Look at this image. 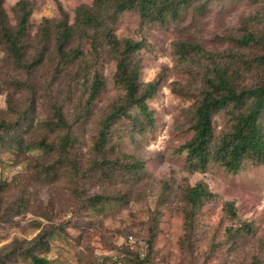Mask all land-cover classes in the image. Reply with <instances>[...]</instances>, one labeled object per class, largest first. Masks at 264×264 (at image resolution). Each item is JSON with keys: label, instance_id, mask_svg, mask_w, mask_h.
Listing matches in <instances>:
<instances>
[{"label": "rangeland", "instance_id": "obj_1", "mask_svg": "<svg viewBox=\"0 0 264 264\" xmlns=\"http://www.w3.org/2000/svg\"><path fill=\"white\" fill-rule=\"evenodd\" d=\"M18 1L4 0L3 8L11 25L16 23L12 7ZM33 1L35 6L28 25L31 36L42 19H57L59 8L73 23L76 8L95 2ZM246 29L264 42V0L257 3L193 0L177 20L165 26L143 21L135 11L118 14L113 25L114 36L119 40L144 39L146 43V48L136 54L141 60L140 82L153 81L157 76L163 79L156 94L147 101L148 109L153 112L152 125H144L138 110L131 107L114 127L105 158L95 150L98 124L105 119L111 105L118 106L123 100V91L114 82L112 58L102 55L96 61L104 86L88 107L89 114L75 124L81 113L74 114L71 102L80 92L71 94L67 101L61 87H67L62 82L88 86L90 78L83 77L82 66L70 70L69 75L64 72L58 75L56 63L50 59L28 81L17 72L13 59L0 51V118L8 110V103L17 105L14 111L29 103L35 107L28 114L11 112L14 120L12 116L6 117L17 121L13 123L24 135L32 136L26 139L24 153L20 155L3 152L5 145L0 144V183L1 190L4 189L0 197L3 202L0 204V253L11 251L13 264H31L24 246L29 249L42 234L46 236L47 249L35 248L32 252L46 258L48 264H264V166L246 160L236 174L219 163H209L203 171L200 166H190L181 147L191 136L194 110L205 85L202 72L207 71L209 61L202 56L193 62H178L173 46L178 41L193 42L211 52L215 59L222 57L225 61L232 55L250 59L264 54L262 45L242 47L232 41ZM107 46L100 50H108ZM117 55L123 56L113 54ZM259 75V70L251 68L239 74L238 84L253 85ZM54 96L64 101L63 113L68 124L76 125L72 132L78 137L79 146L74 152L81 156L83 168L100 167L96 176L81 180V187L88 195L97 192L94 187L98 185L101 169L106 171L114 165L116 159L111 153L117 140L124 153L144 164L143 175L129 186L130 196L126 201L105 202L99 208L88 202L82 206L83 200L78 203L75 192L68 190L64 183L57 186L41 183L37 170L32 169L36 165V151L29 147L41 139V134L29 131L40 129L43 121L50 120ZM44 97L47 100L43 105ZM230 111L234 112L228 108L212 117L214 140L229 129ZM137 123L145 127L142 134L135 132ZM198 183H204L217 197L203 204L194 218L188 219L190 208L180 193ZM114 189L110 186L104 195L112 194ZM13 200L14 211L5 212L6 204ZM226 203L232 204L237 220L225 212ZM239 223L248 224L251 234L240 232L228 238L227 229L231 228L234 236Z\"/></svg>", "mask_w": 264, "mask_h": 264}, {"label": "trees", "instance_id": "obj_2", "mask_svg": "<svg viewBox=\"0 0 264 264\" xmlns=\"http://www.w3.org/2000/svg\"><path fill=\"white\" fill-rule=\"evenodd\" d=\"M192 1L95 0L90 6H80L75 9L73 23L69 22V15L59 8V17L53 20L42 19L35 34L31 36L28 33V25L35 1L16 2L12 7L16 23L11 25L3 8L4 0H0V51L13 59L17 65V72L27 77L28 81H31L35 71L50 59L56 63L58 75L63 72L64 75H69L72 73L70 70L82 66L83 77L90 78L89 85L77 86L72 82H62V86L67 85V87H61V94L67 101L70 100L71 94L80 92L71 102L74 114L81 113L75 124L89 114L88 107L95 102L104 86L96 68V61L102 55L112 58L115 63L114 82L123 91V100L118 106L111 105L105 113V119L98 124L95 150L99 156L105 158L106 146L113 140L114 127L126 117L131 107L138 110L144 125H152L153 112L148 109L147 101L156 94L163 79L157 76L153 81L140 82L141 60L136 58V54L146 48L145 40H119L114 36L112 32L116 16L122 12L135 11L143 21L165 26L177 20L181 11L191 6ZM253 2L257 3V0ZM232 41L242 47L264 46V42L256 39L247 29ZM104 46L109 49L100 50V47ZM173 46L178 62H193L202 56L209 61L206 65L207 71L202 72L205 85L194 110L195 120L190 125L191 136L181 147V150L186 151L190 166H200V170L203 171L207 164L219 163L234 174L239 172L246 160H254L264 166V54H256L250 59L245 55H232L227 57L228 61H225L222 57L215 59L211 52L204 51L193 42L178 41ZM114 53L123 56H113ZM251 68L260 71L256 83L247 87L239 86V74ZM90 73L92 75H88ZM57 96H54L55 104L52 106L50 103V120L43 121L40 129L29 131L32 134H41V139L29 146L36 151L34 156L36 165L32 169L37 170V177L47 186L64 183L68 190L75 192L78 203L83 200L80 204L82 206L92 203L99 208L105 202L126 201L130 196L129 186L140 180L139 177L143 175L144 164L137 157L124 153L120 147V140H117L115 145H112L111 153L116 159L114 165L108 167L106 171L101 169L97 177L98 185L94 187L97 192L88 195L81 187V180L96 176L100 167L94 165L92 168H83L81 156L74 152L79 146L78 137L72 132L76 125L68 124L63 113L64 101H58ZM45 100L46 97L42 99L43 105ZM16 107V104L8 103V110L0 118V144H4L7 148L2 147L3 152L12 151L20 155L24 153L25 142L29 135H24L18 125L13 123L17 121H10L6 117L12 116L14 120L11 112L25 111L24 113L28 114L35 107L29 103L25 108L18 106V110L14 111ZM228 108L234 110L229 112V129L214 140L212 117ZM134 128L137 134H142L145 127L137 123ZM110 186L115 187L112 194L104 195L109 191ZM2 187L0 183V197L4 190H1ZM180 196L189 205L188 219L194 218L203 204L217 197L204 183L184 188ZM1 203L3 202L0 201ZM13 203L14 200L11 204H6L5 212L14 211ZM225 212L232 219H238L231 203L225 204ZM227 230L228 238L235 237L240 232L245 234L251 232L249 225L245 223H239L238 228L233 231L234 236L230 233L231 228ZM45 238L46 236L40 234L32 247L28 249V246H24L25 256L31 264H48L46 258L32 252L35 248L47 249ZM25 243L23 241V244ZM12 246L17 248L14 243ZM1 253L0 264H13L10 261L13 255L11 251L4 250Z\"/></svg>", "mask_w": 264, "mask_h": 264}]
</instances>
